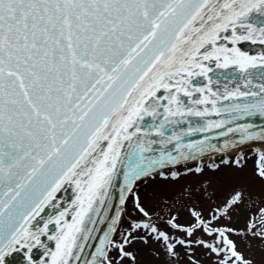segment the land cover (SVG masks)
<instances>
[{"label": "snow or ice", "instance_id": "obj_1", "mask_svg": "<svg viewBox=\"0 0 264 264\" xmlns=\"http://www.w3.org/2000/svg\"><path fill=\"white\" fill-rule=\"evenodd\" d=\"M246 41L264 45V0H0V264L17 246L29 253L34 246L47 250L41 237L55 241V251L48 253L50 264L79 261L80 241L88 239L83 234L117 175L125 142L142 158L157 143L153 136L161 145L175 141L178 151L186 147L189 153L198 149L203 154L204 140L181 145V134L165 135L166 126L222 113L233 119L240 114L264 117V83L254 91L246 78L243 89L225 85L221 92L217 80L213 89L210 73L215 70H258L264 78V55H248L237 47ZM146 117L154 123L145 129L141 125ZM232 122L208 119L183 135L211 132ZM239 130L248 140L264 141V131L254 135L247 126ZM232 131L227 127L220 134ZM190 158L195 156L161 153L137 164L124 173L121 202L130 195L148 217L135 182L155 179V165ZM222 166L241 171L246 164L243 157L221 156L218 163L186 171L203 176ZM253 175L264 184V153ZM66 183L74 184L77 192L71 222L67 210L44 219L41 214L49 205L56 207V194ZM246 198L245 190L234 188L213 219L230 218ZM193 215L198 223L181 230L189 237L198 227L210 236L215 233L216 245L196 243L218 257L216 264H257L230 237L256 240L264 253V208L255 222L249 218L243 231L211 229L199 214ZM52 225L57 231L50 235ZM144 230L155 234L152 239L162 242L172 259L179 256L176 243H192H171L150 223L133 222L121 234L123 239L106 235L87 264H138L128 248L135 241L147 244ZM188 261L199 264L190 255Z\"/></svg>", "mask_w": 264, "mask_h": 264}, {"label": "rangeland", "instance_id": "obj_2", "mask_svg": "<svg viewBox=\"0 0 264 264\" xmlns=\"http://www.w3.org/2000/svg\"><path fill=\"white\" fill-rule=\"evenodd\" d=\"M260 153L264 151L255 149L242 152L229 151L203 159L185 161L166 169L164 176L155 174L153 175L155 179L139 180L135 183L134 189L149 216H143L136 208L132 197L128 195L126 205L120 214L117 232L112 240L123 239L121 234L129 231L133 222H148L157 227L160 232L166 233L171 243L178 240H191L192 243L184 246L176 243L175 251L179 253V256L172 259L167 255L164 244L152 239L155 234L144 230L142 234L147 235V244L135 241L128 248L136 254L138 264H189V255L199 264H216L218 257L196 242L202 240L216 245L219 237L215 233L210 236L199 227L189 237L181 229L191 228L198 223L193 215L194 212L199 214L211 229L233 228L243 231L249 218L255 222L260 215V209L264 208V184H261L253 175ZM221 156L243 157L246 166L241 171L235 167L222 166L217 173L206 172L203 176L186 171L198 164L218 163ZM172 173L179 175L176 179H172ZM206 181L211 182L205 186L202 182ZM234 188H241L248 194L245 204L232 212L228 219H213L218 215L217 209L223 206V202ZM169 221L179 225L180 228L173 227ZM230 238L236 241L240 252L260 264L264 253H261L258 241L251 238L245 240L235 234Z\"/></svg>", "mask_w": 264, "mask_h": 264}, {"label": "water", "instance_id": "obj_3", "mask_svg": "<svg viewBox=\"0 0 264 264\" xmlns=\"http://www.w3.org/2000/svg\"><path fill=\"white\" fill-rule=\"evenodd\" d=\"M229 46L231 47V45ZM237 47L241 48V50L246 52L248 55H264V45L259 43L246 41L238 44ZM210 75L213 77V89L216 90V81L218 80V87L221 92L224 91L225 85L231 89L239 84L243 89L246 78L252 81V84L249 85V87L254 91L258 90L255 86L264 83V78L260 76L258 70H250V74L240 73L235 69H229L227 72L215 70L213 73H210ZM204 83H206V81H204ZM208 119L213 121L232 119L233 122L230 125H226L225 128L213 129L211 132H195L191 136L183 135V133L187 132L190 128L203 127ZM152 123H154L152 119L150 117H146L141 126L146 129ZM243 126H247L250 133L259 135L261 131H264V117H260L259 115L245 116L240 114L238 119H233L225 113H222L219 117L213 115L212 117H206L203 119L198 117H189L182 120L180 123L168 124L166 126L165 135L181 134V140L179 141L181 145H187L189 143L199 144L200 141L204 140V152L212 151L214 149L220 150L231 146L237 147L236 145L241 146L242 144L245 145L246 143L249 144L261 141L258 139H246V133L239 130ZM227 127H232L233 131L231 133H227L226 135H221L220 133L225 132ZM205 137H207V139H205ZM152 139L156 140L157 143L152 145V150L150 152L144 153L143 158L138 150H133V148L129 146L128 142H125L124 147L121 148V158L118 161L116 168L117 175L113 178V182L104 198L103 205H97L98 211L91 215V222L87 225L89 231L83 234L84 236H87L88 239H82L80 241L83 245V251L78 252L80 260H73L72 264H87V262H92L94 260L96 249L101 246V241L105 239L106 235L110 239L113 232L112 229L115 226L120 209L124 203V201L121 202L120 197L126 182L124 175L125 172H129L137 164H147L149 157L158 158L161 156V153H171V155L175 157H179L180 152H183L185 155L192 156L201 154L198 149L192 150L191 153H189V150L186 147L180 148L178 151L175 147V141L171 144L161 145L159 137L153 136ZM242 139L243 142H241ZM209 145H214L215 147L210 148ZM172 164L173 163H167L164 166L155 165V170L153 172ZM76 194L77 192L74 184H64L60 191L56 194V199L53 202L56 207L49 205L45 209V212L41 214L42 217L47 219L48 217L58 215L60 211L67 210L70 215L67 216L66 219L71 222L73 202L76 199ZM56 231L57 229L54 225L50 226V235ZM41 240L47 245V250L43 247L34 246L32 252L29 253L27 249L19 248V246H17L18 251L11 252L7 255L5 257L4 264H29V256L32 257V264H41V262L50 264L51 257L48 253L50 251H55V241H50L46 237H41Z\"/></svg>", "mask_w": 264, "mask_h": 264}, {"label": "bare ground", "instance_id": "obj_4", "mask_svg": "<svg viewBox=\"0 0 264 264\" xmlns=\"http://www.w3.org/2000/svg\"><path fill=\"white\" fill-rule=\"evenodd\" d=\"M250 148L255 149V150L264 151V141L249 143V144L229 148V149L224 150V151H216L213 153H207V154L201 155L200 157H197V159L207 158V157L212 156V155L224 154V153L229 152V151L242 152V151L250 149Z\"/></svg>", "mask_w": 264, "mask_h": 264}]
</instances>
